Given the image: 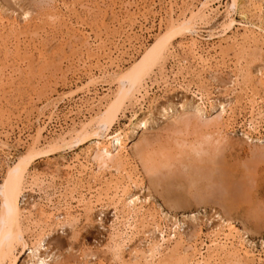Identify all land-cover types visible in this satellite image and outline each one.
I'll return each mask as SVG.
<instances>
[{
	"label": "bare ground",
	"instance_id": "bare-ground-1",
	"mask_svg": "<svg viewBox=\"0 0 264 264\" xmlns=\"http://www.w3.org/2000/svg\"><path fill=\"white\" fill-rule=\"evenodd\" d=\"M161 1L167 2L168 4V13H166L167 18L159 19L161 24L163 25L165 24L163 23V21L165 22L167 19L166 25H164L163 27L159 26V33L154 39V42L146 47L141 57L136 62H134L126 69L119 68L118 70L113 72H110L108 70V67L111 65L119 67V58L121 57V54L124 53L122 51L124 49H131L132 47H134L135 43L138 42V38L136 37V35H132V33L136 34L134 31L137 25H139V31L144 32L143 23L147 22L149 18H151L148 11L142 13L137 12L136 14L131 16L124 15L125 20L122 19L123 21L120 25V31H116L113 34L111 41L109 42L110 46L105 44V41H102L103 39L99 42H97L96 40L90 42L89 39H85V44H83V46L81 47L84 50L81 49L76 57H74L73 60H75L76 62L73 64L75 65V67H78L76 69L81 68L82 72H85L86 80L84 82H80V85H75L74 89L69 88V91L66 93H60L61 95L57 96L55 95L56 97H54L50 93L49 97L45 100H38L41 103L42 107H39L41 109L38 113L36 112L37 114L33 121L35 124H37V126L35 130L32 131L33 133H30L31 126L29 128L27 127L28 129L26 131V138L19 139L17 144L19 146L21 145V147L23 146L24 151L21 153H17L15 160L11 164L7 165V170L5 172L6 174L4 175L5 177L0 183V264H17L20 258L24 256L26 252L27 258L31 260L29 264H48L49 260L51 261L54 258V255L51 254V252H49L45 247V240L46 237H49L50 232L53 230L52 228L59 227L63 229L64 227H68L71 228V230L74 229L73 231H75L82 216L85 218V221L89 222L90 217L92 216V213L97 208V206L101 208L111 206V209L114 211L115 220L111 226L109 251L115 264H250V262L256 263L255 261H257L261 263V261H264V253L262 254L260 251L255 250V246L252 241L248 239L247 231L245 229L240 230L231 223V219L229 217L230 214L228 213L230 211H227L225 207L223 212L220 211L221 213H215V218L218 222L216 226L211 229L210 232H208V234H205L207 235L206 239H208V243L203 244L204 248L202 249H198L197 247L199 246L197 245L198 238L202 233L198 225L197 227L195 225L194 230L188 235L183 233L185 230L181 229L184 228L183 226L186 224L185 221L186 219H188V217H184V220L181 223L176 218L171 217L169 213H164L161 210L153 211L152 209H146V204H148L150 198L142 195L140 196L141 192L146 188L143 184V174L135 165L137 164V162L134 163V160L137 157L134 159V155H132L134 154V152L138 155H144V151L142 152L140 150L141 148H138L140 147L139 145L137 146V148L134 145L136 149H132L134 152L131 151L130 153L128 147L129 142L134 138V136L138 132H142L143 130H145L147 126L152 122L148 118H140L137 112L133 111L128 124L129 132L124 131L125 129L114 130V127L119 121L120 116L122 115L125 108L128 105H136L139 102L140 104H142L146 97L149 95V92L147 91V80L152 76V74L154 75L156 69H159L158 72H161V74L163 73L162 68L166 58L169 55L172 56L176 51L175 40L176 38H178V36L185 35V42L179 48L180 52L183 55L187 56L181 57L180 60L178 59V71L182 73V71L186 69L185 64L188 63L187 61L190 56V60H192L195 64V67L199 69L197 70L199 72L193 71L194 77L198 79V84L203 85L202 82L204 81V79L201 80L202 76L200 72H203L204 74L208 72L217 74L219 71H222L224 67H221V64L224 63L220 64V62L224 60L223 58L225 54L220 49V45L211 44L206 48H203L199 45L201 41L212 42L214 39L219 38V41L221 43V41L228 39V34L232 33L233 30L236 29V25L239 24L236 23V20H234V18L231 16V13H237L240 15V19L244 21L243 23L239 24L242 28L243 35L241 36L240 40L239 38H237L238 40L234 39V44L232 43V45H234V48H237L238 52L243 55V59H241L242 56L240 54L239 55L241 57H239L238 55V57L240 58L239 60L245 61L244 59L246 57L244 58V56L246 54L248 55V53L246 52L247 49H251L250 47H252V45L255 46L256 43H259L260 41L257 42L258 38L264 40V17H262L264 8H262L259 0H231V2L226 5V15L219 25L220 31L219 33L216 32L215 34V31L210 30V28L208 27L220 13L219 6L221 5V0H179L181 1V6H178V0H158L160 4ZM154 4H152V7ZM246 4L247 6L245 7ZM152 7L150 6L149 8ZM176 10H179L180 14L177 15ZM248 12H252L256 15V18L258 20L257 24H254L255 22L253 23L249 21L250 19L248 18ZM28 15V12H25L23 14L24 21H27V18H29ZM250 18L252 20V17ZM200 26L204 29H208L209 31L206 33L200 30ZM5 27L6 25L4 23V19L0 17L1 33ZM7 28L8 30L10 29L11 31H16L17 25L15 23L12 24L11 28L8 26ZM205 33L207 35H205ZM13 34L15 35L16 33L14 32ZM3 37L4 36H2V39ZM255 48L259 52L261 51L258 45L255 46ZM253 50L255 49L253 48ZM218 54H220V57L218 56ZM175 55H178V53L174 54V56ZM217 56L221 61H218ZM245 62L243 66L249 65ZM240 64H242V62ZM93 70H96L99 74L97 73L98 75H96ZM250 70L251 69H246L245 67L241 66L239 72L235 70L238 74H233L234 80L232 79L230 82L232 91L236 92L238 90L240 91V93L242 91L243 93H245V98H243L246 99L247 102H245L247 103L249 109V132L247 131V133H244V136L247 140L251 139L252 135L250 132H256V130L258 129V125L264 117V100L261 99L263 100L261 101L263 102V105L261 106L257 99L259 92H255V89L258 87L261 88L262 92L264 93V73L263 71H258L257 74L254 73V75H256L255 80V76L253 77V72H251ZM78 71L79 70H77V72ZM14 72L16 73L18 71H12L10 73L14 74ZM4 73L1 72L0 85H3L2 77L4 76ZM11 75L10 78L12 77ZM6 76L7 75L5 74L4 78H8ZM214 77L216 78V76ZM107 79L109 81H106ZM240 80L245 83L244 85L242 83L245 89L242 88L243 86L241 85ZM104 83H106L107 85H114L115 89L112 90V88L110 87L105 88L107 86L105 85L104 92L102 93V90L100 91L98 87L99 85H103ZM166 84L167 82L164 81V88L167 86ZM196 84H194V86H196ZM8 86L9 84L7 85V87ZM178 88L183 92L190 93L192 99L196 102V105L189 106L190 109L193 110L192 114H189L190 116L184 118L182 115H176V117H173L175 119L173 120L175 121L174 126L176 127L175 123H177V125L179 124L178 126H181V123H185L188 125L187 127H189V124H191V122L193 123V121H191L190 123L189 121L195 120L196 122H198V124H195L199 125V128L201 127L208 130V133H204V131H202L204 133V135L203 133H201L202 137L201 135H199L200 137L197 139V141H200V138H202L200 142L196 141V144L189 143L190 145H185V147L189 146V149L187 150L192 151L193 156L195 155V157H200H198V159H200L199 162L204 158V156L202 157L201 155L206 154V159H204L203 161H206L205 163H207L205 167L206 169H208L209 174L210 171L211 173L217 171V177L214 176V174L213 176L211 174L210 176L208 174L204 175L205 173L201 174L204 175L206 180L208 179V182L211 179L213 180L211 185H220L221 189L223 190L222 192L225 193L224 196L226 197V195H228L227 199H229L230 195H232L233 191L235 190H233L232 187L234 183L233 181L239 177L240 179H238V181H241L240 184L242 185V188L245 187L247 192L254 189L259 193H262L263 188H261L260 184L257 182L259 178L256 179V177L258 175L260 176V174L264 172V146H256V144L254 143V150L251 151L250 162L248 163L249 165L246 164L247 168H249L248 172L245 171L246 173H248V175L246 176L241 174V171L239 172V170L237 169V164H230L231 162L228 159V155H221L223 153L221 152V150L223 149L221 145L223 146L224 141L227 139L226 128L229 127V123L233 121L232 119L236 115L235 113H237L235 111L242 105H238L239 107H237V105L232 106L230 103L217 104V102L214 105L211 104L210 101L208 102L210 110L207 111V107H205L204 101H209L207 96L210 95L205 94L202 90L203 88H198L196 86V90L192 91L191 89H189V84L187 86L184 84H179ZM205 90L206 89H204V91ZM77 94H82V96L80 95L79 102H76L77 100L75 102L72 101L75 100V98L73 97H77ZM259 96L261 97V95ZM154 98L156 100V97ZM77 99H79V96ZM234 99L231 98V100ZM64 101L73 102V105L70 106L67 113L64 114L65 123L68 119L69 121L71 120V127L64 132L63 129L61 131L63 133H60L61 135L58 134L60 136L52 139L51 141L49 140L48 142H45L47 144H43V132L46 130L47 126L46 123L40 124L42 117H44L46 113H48V116L45 117L48 118L47 121L53 120L54 117L57 116L59 103H64ZM141 101L143 102L141 103ZM236 101H234L235 104L239 102ZM152 102L154 101H151L150 103ZM100 105L102 106L101 109H99ZM187 107L188 106L184 104L177 105L173 103L167 106L160 105L159 116L161 118H164L168 115L169 111L173 112V110H176L177 108L182 109L183 111ZM204 107L205 109H202ZM95 108L98 110L95 111ZM84 111L85 113L86 111L87 113H89V117L84 116ZM73 115L75 118L79 115L81 117L83 115L85 118L82 117L84 119L76 124L74 118H72ZM66 126L69 127V125ZM209 131L212 134L209 133ZM228 133L230 134L229 131ZM213 134H216L218 138L214 139L215 136L213 137ZM180 135H183V133ZM9 138L10 137L8 136V134L1 136L0 133V152L6 158H9L11 156V151H17L14 145L9 144ZM212 138L214 140H212ZM178 141L176 145H178L179 147H184L183 143L186 140ZM180 141H183L182 144ZM73 142H85L87 146L82 150V154H76L69 162L62 165V167L59 169L65 170L68 174L65 179H63L62 177L58 178V176L54 177L56 176V173L54 174V176H44L36 172L35 168H33L32 164L34 162V158L37 157L36 155L50 153L55 151L56 149L60 150L64 147L72 148L71 144ZM258 142L261 143L262 141L258 139ZM226 145L227 144H225V146ZM181 151H183V149ZM223 151L225 152V149H223ZM219 153L221 154L219 155ZM148 154L151 155V153ZM146 155L143 156V161L141 160L140 156H138V159L140 160V162H143L144 170L147 173H155L156 166L153 164L157 163L152 164L150 159L152 157L144 159ZM163 157H165L164 154ZM166 157L170 158L168 155ZM197 157L196 160L198 162ZM199 164L200 163H198L197 165ZM202 166L204 167V165ZM251 167L252 170L250 169ZM59 170L57 169V171ZM106 172H109L108 177L105 174ZM245 172L244 170L242 171V173ZM181 176L184 177L183 175ZM190 176L191 178H193L195 175L192 177L191 173L189 177ZM163 177L164 176L162 175V178ZM204 177L202 178L204 179ZM208 177L213 178L210 179ZM158 178H160V176ZM170 178L168 180L172 181V179ZM202 178L199 177V179ZM57 179L58 182H56ZM173 180L175 179L173 178ZM182 180L184 181V179ZM199 181L194 182V186L196 185V183H199ZM210 183L211 181L209 182V184H204L206 188L208 187L207 184L210 188ZM27 184H29V191H31V193H38L43 197L39 198V202H34L35 204H32V210H26L22 207ZM199 186L200 185H198V187ZM211 188L214 187L211 186ZM137 190L138 192H135ZM217 190H220V188ZM200 195H198L196 198L198 203L199 200L200 202H202V200L199 199L202 198V196ZM54 197L58 198L56 205L52 200ZM206 197L209 196L207 195ZM232 197H237V199L240 198L238 196ZM241 198H243V196H241ZM221 199L223 198L221 197ZM245 199H241L242 202ZM206 201L208 200L206 199ZM180 204H176V206H180ZM195 217V215L190 216L189 221H196ZM161 222H165L167 223V225L170 224L171 227L169 229H167V227L163 228V226H161ZM27 234H30L34 241L32 242V247H29L27 244ZM136 240L137 242L138 240L143 241V244H141L143 245V248H135L134 250L131 249V259L129 258L128 261L124 258V251L127 247H130L131 244ZM171 242H173V245L175 243L173 247H170ZM42 249L44 253L41 252ZM88 257L92 258L95 256L81 255V258L82 260H84L83 262L85 264H90V259ZM97 264L103 263H101L100 261V263L97 262Z\"/></svg>",
	"mask_w": 264,
	"mask_h": 264
},
{
	"label": "rangeland",
	"instance_id": "rangeland-1",
	"mask_svg": "<svg viewBox=\"0 0 264 264\" xmlns=\"http://www.w3.org/2000/svg\"><path fill=\"white\" fill-rule=\"evenodd\" d=\"M156 1L158 2V0H126V1L125 0H0V17L4 19V23L6 25L5 27L6 29L4 28L3 29L4 31L2 30V33L0 32V39L2 40V41L0 40V70H2L0 71V78H1V72L2 73L5 72L4 76L2 77L3 80L2 83L4 87L2 84L0 85V87H2L0 88V133L1 136L8 134V136L10 137L8 140L9 144L14 145L15 149H17L18 151V152L11 151V156L9 157L10 159L3 156V154L0 152V183L2 179L5 177L4 175L6 174L5 172L7 170V165L11 164L15 160L17 153H21L24 151V147L23 146L21 147V145L19 146L17 144L19 139L26 138L27 136L26 131L30 126H31L30 133H33L32 131L35 130L37 126V124H35L33 121L36 114L41 109L39 107H42L41 103L38 100L40 101L45 100L46 98L49 97L50 93L54 97L66 93L69 91V88L74 89L75 85H80V82H84L86 80L85 72L83 73L81 68L76 69L78 67L77 66L75 67V65L73 64L76 62L75 60H73L74 57H76L78 52H80V50L83 49L81 47L83 46V44H85V39H89L90 42H93L95 40L99 42L103 39L102 41H105L104 43L110 46L109 42L111 41L113 34L116 31L117 32L120 31V25L122 21L125 20L124 17L126 15L131 16L136 14L137 12L142 13L148 11L150 13L149 16L151 18H149L147 22L143 23L144 32H140L139 31L140 29L138 28L139 25H137L134 31L136 34L132 33V35H136V37L138 38V42L135 43L134 47H132L131 49H126V50L124 49L122 51L124 53L121 54V57L119 58L120 60L119 67H116L115 65H111L108 67V70L110 72H113L118 70L119 68L121 69L128 68L141 57L146 47H148L154 42V39L159 33L160 27L166 25L167 19L165 22L163 21V23H165L164 25L161 24L159 19L167 18L166 13H168L167 11L168 4L167 2H162V1L161 4L160 2H158L157 4ZM230 2L231 0H221V5L219 6L220 13L211 22V25H209L208 27L210 28V30L212 31L214 30L215 34L216 32L219 33L220 31L219 25L221 24V21H223L226 15V8H227L226 5H228ZM259 2L262 8H264V0H259ZM151 3L152 4L155 3L153 5L154 8L152 7ZM177 3L179 4L178 6H181L180 5L181 1L178 0ZM150 6L152 8H149ZM159 6L162 8H160ZM246 6L247 4L245 5V7ZM25 12H28L29 14L28 15L29 18H27V21H24L23 14ZM179 12H180L179 10H176L177 15L180 14ZM252 12H248V18L250 19L248 20L253 23L255 22L254 24H257L258 20L256 18V15L253 14L254 12L253 13ZM231 16L234 18V20H236V23L240 24L244 22L242 19H240L241 17L237 13L232 12ZM250 17H252L253 21L251 20ZM262 17H264V12ZM15 23L17 25L16 31H11L9 29L11 31L10 32L7 26L11 28L12 24ZM239 24L236 25V29L233 30L232 33L228 34V39L221 41V43L219 41V38H216L212 42L201 41V43L199 44L203 48H206L208 45L211 44L220 45V49L225 54L223 58L224 60L220 62V64L221 63L225 64V65L221 64L222 65L221 67L224 68L222 69V71H219L220 73L218 72L217 74L216 73L213 74V72H208L204 74L203 72H200L202 76L201 80L204 79V81L202 82L203 85L198 84V79L194 77L193 71L196 72L199 69H197L193 61L190 60V56L187 61L188 63L185 64L186 69L183 70L182 73L178 71V65H177L178 59L180 60L181 57H187L180 52V48H179L185 42V35L178 36V38H176L175 40L176 51L174 52V54L178 53V55L174 56L173 54L172 56L169 55L166 58L165 63L163 64L164 69L162 68V72H163L162 74L161 72H158L159 69L155 70L154 75L152 74V76L147 80V87H148L147 91L149 92V95L146 97L145 99L146 101L145 100L144 102L141 101V103L143 102L142 104H140L139 102L136 105H128L127 106L128 108L126 107L122 115L120 116V119L115 125L114 130L125 129L124 131L129 132L128 124H129L130 116L133 111H136L140 118L145 117L150 119V121L152 122L147 126L145 130H143L142 132L141 131L138 132L134 136V138L129 142V147H128V150L131 153V151H133L132 149H136L137 146L139 145L140 147L138 148H141L140 150L142 152L144 151L143 152L144 155L151 153V155L150 154L146 155L144 159L152 157L150 158L152 164L153 163L158 164V165L153 164L156 166V172L154 171L155 173H147L144 170L143 167L144 164L142 162L143 161L142 158L144 155L142 154L138 155L133 151L134 154L132 155H134L133 156L134 159L137 157L135 159L136 161L134 160V163L137 162V164L135 165L137 166L138 170L141 171L143 174L142 175L143 184L144 187L146 188L141 192L140 196L142 195L150 198L148 204H146V209H152L153 211L161 210L164 213H169L171 217L176 218L181 223L183 222L184 217H188V219H186L185 221L186 224L183 226L184 228L181 229L185 230L183 233L188 235L190 232L194 230V226L196 225L197 227L198 225L202 233L200 234L201 238L200 237L198 238L199 242L197 241V245L199 246L197 247L198 249H202L204 248L203 244L208 243V239H206L207 235L205 234H208V232H210L211 229H213L218 222L217 219L215 218L216 215L215 213L217 212L219 213L220 211L223 212L224 209L226 208L227 211L228 210L230 211L228 213L230 214L229 217L231 219V223L240 230L245 229L247 231L248 239L252 241V243L255 246V250L260 251L263 254L264 253V178H263L264 172H262L260 176L256 175L257 176L256 179L258 178L260 179V180L258 179L257 182L260 184L261 188H263L262 193H259L254 189L247 192L245 187L242 188V185L240 184L241 181H238V179H240L239 177L233 181L234 183L232 187L233 190L234 189L235 190L233 191V194L230 195L229 199H227L228 195H226V197L224 196L225 193L222 192L223 190L221 189L220 185L217 184L215 185L216 187L211 185L213 181L211 178L213 177H208L211 179V180L209 179L211 181L210 185L214 187L211 188L210 186L209 188L208 184L210 181L208 182L207 181L208 179L206 180L204 175L208 174L210 176L211 174L213 176L214 174V176L217 177V171H214L213 173H211L210 171L209 174L208 169H206L205 167L207 163H205L206 161H203L204 159H206L205 158L206 154L201 155L202 157L204 156L202 161L205 164L202 161L199 162L200 160L198 159L199 156L198 157L196 156L198 159L197 162L195 155L193 156L192 154V151L187 150L189 149V146L185 147V145L187 146L189 143L196 144L197 139L200 137L199 135H201L202 137L201 134L203 133L202 131H204V133L205 132L208 133V130H206L205 128L203 129L201 127L199 128L198 127L199 125H196L198 124V122H196L195 120L189 121V123L193 121V123L191 122V124L188 123L189 127H187L188 125L185 123H181V126H178L179 124L177 125V123H175L176 125L175 127L174 126L175 121H173L175 120L173 117H176V115L177 116L182 115L184 118L190 116L193 110L190 109L189 106L196 105V102L192 99L190 93L183 92L181 89L178 88L179 84H184L186 86L189 84L190 87L189 89H191L192 91L196 90V86L198 88H203L202 89L203 92L205 94L210 95L207 96L209 101L208 100L204 101L205 107H207L206 108L207 111L210 110V107L208 105L209 104L208 102L210 101L211 104L214 105L216 102L217 104L230 103L232 106L237 105V107H239L238 105H242L240 106L241 108L239 107L237 109L238 111L237 110L235 111L237 113H235L236 115L232 119L233 121H231L229 123V127L226 128L227 139L229 141L226 139L225 140L226 142L224 141L223 146L221 145V147L225 149V152L221 148L222 149L221 152L223 153L222 154L219 153V155L220 154L228 155V159L231 162L230 164H237L238 165L237 169L239 170V172L241 171L240 173L245 176L248 175V173L246 172H248L249 168H247L246 164L250 162V155H251V151L254 150V145L256 144V146H260V145L264 146V117L263 120H261V122L263 123L260 122L256 132L255 131L250 132L252 135L251 136L252 140L251 139L247 140L244 136V133H247V131L249 132V126H248L249 109L246 103L247 101L246 99H244L245 93H243L242 91L241 92L242 95H241L240 91L238 90L236 92L232 91V86L230 82L232 79L234 80V75L238 74L237 71L239 72L241 66L245 67L246 69H251L250 71L253 72V77L255 76L254 77L255 80H256V75H254V73L257 74L258 71H263L264 73V69H263L264 66H262L264 65V61H263L264 40L261 38L257 39L258 40L257 42L259 41L260 42L256 43L255 46L258 45L260 47L261 49L260 52L256 50L254 45H252V47H250L251 49L248 48L246 51L248 55L246 54L244 56V58L246 57L244 59L246 62L239 60L240 59L239 57L241 56H242L241 59H243V55H241L238 52V49L234 48V45H232L234 39L238 40L237 38H239L240 40L241 36L243 35L242 28ZM200 30L206 33L209 31L208 29H204L202 27ZM14 32L16 33L15 34L16 37L13 34ZM206 33L205 35H207ZM2 36H4L3 39ZM253 48L255 50H253ZM218 56L220 57V54H218ZM218 56H217L218 61H221ZM240 61L242 62V64H240L241 63ZM244 62L249 65L243 66ZM238 65L240 66V68ZM77 70L79 71L77 72ZM12 71H18V72L16 73L14 72V74H12L10 73ZM93 72L96 75L99 74L96 70H93ZM5 74L7 75L6 77L8 78H4ZM9 74L10 75L12 74L11 76L13 77V79L12 77L10 78ZM213 75L216 76V78ZM106 81L109 80L107 79ZM164 81L167 82L166 84L167 86L165 88L163 86ZM240 82L241 85L242 83L243 85L245 84L241 80ZM106 83H104L103 85H99L98 87L100 91L102 90L101 91L102 93L104 92L105 85L108 84ZM6 84L7 85L9 84V86L7 87ZM194 84H196V86H194ZM108 87L112 88V90L115 89L114 85L112 84L107 85L105 88ZM242 88L245 89L244 86ZM204 89H206L205 91L207 92H205ZM255 90L256 93L259 92L258 94L261 95V97L258 95L259 97L257 96V99L259 104L262 106L263 102L261 101L264 100L263 97L264 93L262 92L261 88L257 87ZM233 93L237 97H235ZM80 95L82 96V94ZM80 95L77 94V97L74 96L73 98H75V100L72 101L75 102L77 100L76 102H79ZM78 96L79 99H77ZM154 97H156V100ZM231 98L232 99L235 98L236 100L237 99L238 100L237 101L235 99L231 100ZM72 101L71 102L64 101V103H59L57 116H55L53 120L47 121L48 118L45 117L48 116V113H46V115L42 117L40 124L46 123L47 126L46 130L43 132V137H42L43 144H47L45 142L57 138L65 130L71 127L72 124L71 120L69 121L68 119L66 121L67 124L65 123L64 114H66L70 106L73 105ZM151 101L154 102L150 103ZM234 101L236 102L239 101L240 103L238 102L239 104L238 103L235 104ZM172 103L177 105L184 104L188 107L183 111L182 109L179 108L173 110V112L169 111L167 116L161 118L159 116V106L160 105L167 106ZM205 107L202 109H205ZM101 108L102 106L100 105L99 109ZM97 110L98 109L95 108V111ZM84 116L89 117V113H87L86 111ZM84 116L82 115V117ZM82 117L80 115L78 117L76 116V118L74 117V115L72 116L76 124H78L81 120L85 118ZM66 125H69V127ZM62 130L63 132H61ZM228 131L230 132V134L228 133ZM179 133L180 134L183 133V135H180ZM209 133L211 132L209 131ZM213 137L214 139L218 138L216 134H213ZM200 139L202 140V138ZM214 139L212 138V140ZM258 139L262 142L259 143ZM176 140L177 141L186 140L183 143L184 147H179L178 145H176L179 142V141L177 142ZM200 141L198 140L197 142ZM225 144L227 145L225 146ZM71 145L72 148H65L64 146H62L64 148L60 150L56 149L55 151L50 153L36 155L37 157L34 158L33 160L34 162L32 164L33 168H35L36 172L44 176H48V175L54 176V174L56 173L55 174L56 176L54 177L58 176V178L62 177L63 179H65V177H67L68 174L66 173L65 170H59V169L62 167V165L69 162L76 154H82V150L85 149V147L87 146L85 142L83 143L73 142ZM134 145L136 146V148ZM181 148L183 149V151H181L182 150ZM163 154L165 157H163ZM167 155L170 158L166 157ZM138 156H140L142 163L138 159ZM198 163L200 164L197 165ZM202 165H204V167ZM56 168L60 172L57 171ZM250 169L252 170V167ZM243 170L244 172L245 171L246 172L242 173ZM191 173H192V177L195 175L194 176L195 178L194 177L191 178V176L189 177ZM201 173L203 174L205 173V174L203 175ZM105 174L108 177L109 172H106ZM162 175L164 176L163 178ZM181 175H183L184 177H182ZM159 176L160 178H158ZM199 177L201 178L204 177V179L203 178L199 179ZM169 178L172 179V181L168 180ZM173 178L175 180H173ZM182 179H184V181ZM197 181H199V183H196L195 185L196 187H195L194 182ZM56 182H58V179L56 180ZM205 183H208L207 188L204 185ZM198 185H200L199 186L200 188L198 187ZM189 186L191 190L189 189ZM26 187L27 188H26L22 207L25 208L26 210L27 209L32 210L31 208L33 207L32 204L39 202V198H43V197L40 196L38 193H31V191H29V184H27ZM219 188L221 191L217 190ZM209 190L211 191V193ZM203 191L205 192V194ZM135 192H138V190ZM198 195L202 196V198H199L202 200V202H200L199 199H198L199 203L197 202L196 198ZM205 195L206 196L208 195L210 198L206 197ZM232 196H238L240 198L241 196H243V198L241 199H245V198L246 199L243 200L242 202L240 198L237 199V197L235 198ZM221 197L223 199H221ZM206 199L208 201H206ZM52 200L53 203H55L56 205L58 198L54 197ZM180 203L182 204V206ZM217 203L220 205H218ZM176 204L178 205L180 204V206L178 205L176 206ZM228 205H230L231 208ZM193 215L196 216L195 217L196 221H192V220L189 221L190 216ZM114 220H115L114 211L111 209V206H107L105 208H101L97 206V208L93 211L92 216L90 217V221L89 222L85 221V218L82 216L75 231H73L74 229L71 230V228L68 227L67 228L64 227L63 229L59 227L52 228L53 230L50 232L49 237H46L45 240V247L48 249L49 252H51V254L54 255V258L51 261L49 260L48 264H58V263L85 264L83 262L84 260H82L81 258V255L95 256L92 258L88 257L90 259V260L88 259L90 261L89 262L90 264H94V263L97 264V262L100 263V261L103 264H115V262H113L112 260L111 253L109 251L111 226ZM161 226H163V228L167 227V229L171 227L170 224L167 225V223L165 222H161ZM74 232H75V236H74ZM26 237H27L28 246L32 247V242H34L32 237L30 236V234H27ZM205 239L207 240V242ZM141 244H143L142 240H138V242L136 240L134 243L131 244V246L129 245L130 247H127L126 250L124 251L125 252L124 258L129 261V258L131 259L130 251L132 253V250H134L135 248L137 249L143 248V245ZM174 245L173 242L170 243V247H173ZM41 252L44 253L43 249ZM30 262L31 260L27 258V252H26V254L20 258L17 264H29ZM255 262L256 263L250 262V264H264V261H261V263L257 261Z\"/></svg>",
	"mask_w": 264,
	"mask_h": 264
}]
</instances>
